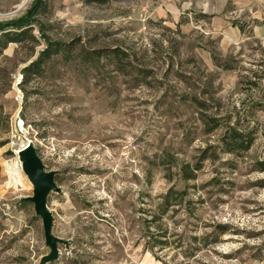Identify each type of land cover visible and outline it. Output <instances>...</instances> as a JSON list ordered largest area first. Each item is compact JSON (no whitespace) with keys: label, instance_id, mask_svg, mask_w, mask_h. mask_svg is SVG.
<instances>
[{"label":"rangeland","instance_id":"obj_1","mask_svg":"<svg viewBox=\"0 0 264 264\" xmlns=\"http://www.w3.org/2000/svg\"><path fill=\"white\" fill-rule=\"evenodd\" d=\"M34 1L0 0V22ZM42 4L60 51L24 78L46 47L33 24L0 56V264L50 254L15 160L26 140L60 189L45 264H264V0ZM226 130L250 149L225 153ZM171 188L185 196L165 207Z\"/></svg>","mask_w":264,"mask_h":264},{"label":"trees","instance_id":"obj_2","mask_svg":"<svg viewBox=\"0 0 264 264\" xmlns=\"http://www.w3.org/2000/svg\"><path fill=\"white\" fill-rule=\"evenodd\" d=\"M98 3H103L106 0H94ZM43 0H35L30 8L24 15L17 19L10 20L9 22H0V56L7 46L11 43H21L29 36L33 41L35 40L32 33V25L37 24L39 26L38 31L41 37L46 43L45 49L39 54L37 60L33 61L29 66L24 68V78L29 75H37L39 73L41 65L50 59L51 56L56 55L60 49V43H54L44 34V27L37 20V15L43 5ZM222 145L224 146L225 153L238 154L241 152H247L254 142L252 132H235L226 130L224 136L221 138ZM205 160V156L201 157V161ZM202 162L191 168L188 164L182 167V175L185 180H194L196 178L195 172L201 169ZM261 171H264V162L260 164ZM185 192L175 191L172 188L163 197L164 206H169L171 200L183 199Z\"/></svg>","mask_w":264,"mask_h":264},{"label":"water","instance_id":"obj_3","mask_svg":"<svg viewBox=\"0 0 264 264\" xmlns=\"http://www.w3.org/2000/svg\"><path fill=\"white\" fill-rule=\"evenodd\" d=\"M19 161L21 162V169L27 176L29 182L33 185V197L29 198L34 204L36 215L40 216L43 223L44 238L46 244L50 248V254L41 258V263L52 262L57 260L59 252L57 243L60 239L51 234L52 229V214L46 207V199L48 194L59 192L60 189L54 183V172H46L40 158L37 156L33 145H27L18 153Z\"/></svg>","mask_w":264,"mask_h":264},{"label":"bare ground","instance_id":"obj_4","mask_svg":"<svg viewBox=\"0 0 264 264\" xmlns=\"http://www.w3.org/2000/svg\"><path fill=\"white\" fill-rule=\"evenodd\" d=\"M24 3V2H23ZM21 126H22V124L19 122V128H21ZM23 127V126H22ZM20 131L23 133V129L21 128L20 129ZM29 146V145H32V143L29 141V140H26L23 144H21L16 150H15V155H16V157H15V160L17 161V169H19V171H20V167H21V165H20V161L18 160V153L20 152V150L22 149V148H24L25 146ZM5 168H6V172H10V169L11 168H9V165L8 164H6V162H5ZM12 180H13V178H10V182H9V184H12ZM15 185V184H14Z\"/></svg>","mask_w":264,"mask_h":264},{"label":"crops","instance_id":"obj_5","mask_svg":"<svg viewBox=\"0 0 264 264\" xmlns=\"http://www.w3.org/2000/svg\"><path fill=\"white\" fill-rule=\"evenodd\" d=\"M220 2H222V8L226 7V3L228 2H232L234 4H240L238 5L239 7V11H246L248 9V5H250V3L252 2V0H219ZM250 9V8H249ZM253 13V10H252Z\"/></svg>","mask_w":264,"mask_h":264}]
</instances>
